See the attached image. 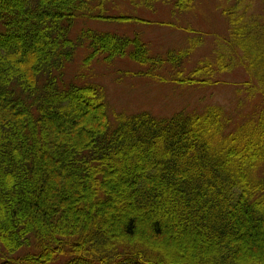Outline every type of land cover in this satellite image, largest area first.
Segmentation results:
<instances>
[{
  "label": "trees",
  "instance_id": "1",
  "mask_svg": "<svg viewBox=\"0 0 264 264\" xmlns=\"http://www.w3.org/2000/svg\"><path fill=\"white\" fill-rule=\"evenodd\" d=\"M107 1L0 0V264H264V0L222 10L219 62L237 53L261 100L236 127L218 106L112 126L102 85L66 83L85 43V66H157L139 37L72 40L78 19L133 21Z\"/></svg>",
  "mask_w": 264,
  "mask_h": 264
},
{
  "label": "rangeland",
  "instance_id": "2",
  "mask_svg": "<svg viewBox=\"0 0 264 264\" xmlns=\"http://www.w3.org/2000/svg\"><path fill=\"white\" fill-rule=\"evenodd\" d=\"M176 2L108 0L105 15L125 16L133 21L78 19L76 22L71 38L78 45L84 30L139 37L158 62L151 67L129 58H118L110 63L100 58L85 66L90 53L88 43L75 52L64 70V80L77 85H102L112 126L116 125L115 118L119 114L131 116L148 112L159 119H168L180 112L201 113L206 107L218 106L232 119V127H236L260 105L259 97L249 98L246 83L251 79L244 67L236 64L237 53L226 57L224 64L219 62L218 52L221 46H228L229 38L222 10L233 0H194L192 9L183 13L175 8ZM178 55L181 56L170 59ZM199 68L202 70L198 73ZM141 227L146 232L147 224ZM68 260L60 257L53 264H66Z\"/></svg>",
  "mask_w": 264,
  "mask_h": 264
}]
</instances>
